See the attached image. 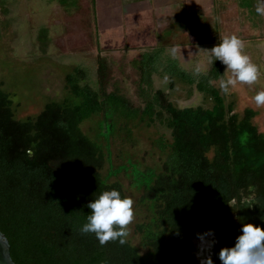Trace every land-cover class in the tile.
<instances>
[{
	"label": "trees",
	"instance_id": "trees-1",
	"mask_svg": "<svg viewBox=\"0 0 264 264\" xmlns=\"http://www.w3.org/2000/svg\"><path fill=\"white\" fill-rule=\"evenodd\" d=\"M161 58L160 51H150L129 63L141 106L111 85L109 63L101 56L93 83L84 69L73 68L64 77L71 100L48 102L23 120L0 85V233L13 264H198L192 241L205 232L225 248L235 245L244 224L264 228V133L254 123L257 111H234L219 87L225 72L220 61L193 75L166 60L160 72L194 86L207 102L175 106L153 89ZM98 116L97 137L105 142L114 135L115 119L167 132V139L152 141L163 156L159 172L130 165L142 192L139 202L150 208L135 226L146 257L128 240L101 246L94 234L80 232L92 199L112 189L126 196L108 178L127 169L102 177L106 163L108 171L114 168L110 153L81 130Z\"/></svg>",
	"mask_w": 264,
	"mask_h": 264
},
{
	"label": "rangeland",
	"instance_id": "rangeland-1",
	"mask_svg": "<svg viewBox=\"0 0 264 264\" xmlns=\"http://www.w3.org/2000/svg\"><path fill=\"white\" fill-rule=\"evenodd\" d=\"M224 1L226 19L220 23L210 22L209 25L217 24L219 31H222L221 37L235 34L244 41L251 40L247 44L250 49H245L246 53L254 63L264 65V19L259 21L257 16H251L250 22L246 16L238 17L237 5V12L235 5L233 6L234 13L236 12L234 16L229 12V8L232 9V0ZM233 16V19L237 17L238 20H232ZM92 18L88 0H0V85L3 91L10 95L17 119L23 120L37 115L48 102L71 100L65 88L64 77L75 67L84 69L93 83L97 56L106 58L109 63L111 85H117L120 92L134 106H141V99L137 96L135 87L137 75L129 63L141 53L150 51H160L162 57L158 62L159 73L152 74L154 90H162L168 100L179 108L207 106V102L195 91L194 86L160 72L168 59L172 63L176 61L180 68L193 75L197 74V67L202 69L201 73L208 70L205 49L210 50L213 47L211 43L215 42L211 37L200 38L201 29L196 26L200 28L201 23L192 25L191 38L182 37L189 34L184 32L180 38L177 35L179 25L176 24L173 27L175 30L172 29L174 32H171L176 34L174 38H158L155 42L148 39L147 43L134 39L136 42L131 43L132 40L128 44L132 48H121L109 45L103 38L96 36L92 28ZM194 18L193 14H187V27L191 23L188 20ZM207 34L216 35L214 31ZM172 49L176 50L174 55ZM227 75L230 73L225 74ZM261 90H264V77L253 86L238 84L234 89H230L226 98L233 104L235 112H241L244 108L256 110L258 115L254 123L259 132L264 133V108H257L252 100L256 92ZM100 121V116L94 117L84 122L81 130L110 153V164L114 168L108 171L109 166L106 163L101 171L102 177L127 169L128 172L108 178V182H119L125 195L134 200L135 219L130 225L127 240L141 256L146 257L135 233V226L146 220L150 208L146 202H139L142 192L134 185L130 165L141 172H159L163 156L153 148L152 141L161 135L167 139V132L159 125L146 128L133 122L115 119L112 121L114 135L105 142L97 137L102 125ZM103 131L102 129L100 133L105 138L107 134ZM211 236L208 231L192 241L193 254L198 264H207L208 258L211 257Z\"/></svg>",
	"mask_w": 264,
	"mask_h": 264
},
{
	"label": "clouds",
	"instance_id": "clouds-1",
	"mask_svg": "<svg viewBox=\"0 0 264 264\" xmlns=\"http://www.w3.org/2000/svg\"><path fill=\"white\" fill-rule=\"evenodd\" d=\"M255 11L264 16V0H257ZM245 47V41L232 34L220 37L219 43L210 50L205 49L208 64L220 61L225 65L224 74L230 73L227 76L223 74L219 81V87L225 94H229L230 89L238 84L256 85L264 77V65L254 63ZM175 51L172 49L173 55ZM201 71L197 67L198 75ZM252 100L257 108H264V90L256 92ZM134 203L131 197H122L118 190L103 191L87 204L90 214L80 232L85 235L94 234L101 246L110 242L124 245L130 235V225L135 219ZM241 232L233 247L220 250L219 259L222 264H264V228L246 223ZM207 264H212L210 257Z\"/></svg>",
	"mask_w": 264,
	"mask_h": 264
},
{
	"label": "crops",
	"instance_id": "crops-1",
	"mask_svg": "<svg viewBox=\"0 0 264 264\" xmlns=\"http://www.w3.org/2000/svg\"><path fill=\"white\" fill-rule=\"evenodd\" d=\"M88 1L93 15L92 28L96 36L103 38L109 45L113 44L121 48H132L128 44L132 40L131 43H133L134 39H139V41L141 39V43H147L148 39L155 42L158 38H174L176 34H171V32H174L173 27L176 24L179 25L177 35L180 38L182 32L189 33L182 37L191 38L192 25L197 22L201 23L200 28L196 26L197 29H201L200 38H213L215 43L211 44L215 46L217 41H214V38H220L222 31H219L216 24L210 26L209 23H220L226 19L227 15L224 13L226 9L224 0H92V3ZM256 3L257 0H232L231 7L233 9L235 5L236 12L237 6L239 7L238 17L246 16V19L251 22V16H257V20L261 21L264 16L256 13ZM232 9L229 8V12L235 16L236 12L234 13ZM183 13H185L184 16ZM188 13L193 14L195 18L188 20L191 23L187 27L185 21ZM234 16L232 20L236 21L237 17L233 19ZM236 29L239 30L238 25ZM213 31L216 35L207 34ZM249 41L251 40L245 41V49H250L247 45Z\"/></svg>",
	"mask_w": 264,
	"mask_h": 264
},
{
	"label": "water",
	"instance_id": "water-1",
	"mask_svg": "<svg viewBox=\"0 0 264 264\" xmlns=\"http://www.w3.org/2000/svg\"><path fill=\"white\" fill-rule=\"evenodd\" d=\"M0 264H13L9 256V246L4 237L0 233Z\"/></svg>",
	"mask_w": 264,
	"mask_h": 264
},
{
	"label": "flooded vegetation",
	"instance_id": "flooded-vegetation-1",
	"mask_svg": "<svg viewBox=\"0 0 264 264\" xmlns=\"http://www.w3.org/2000/svg\"><path fill=\"white\" fill-rule=\"evenodd\" d=\"M211 238H212V245H211V260H212V264H222L221 260L219 259V253L220 250L223 248L221 245H219V241L217 240L215 234L213 232H211ZM203 248V247H201ZM194 252V250H193ZM218 255L217 259L215 258V256Z\"/></svg>",
	"mask_w": 264,
	"mask_h": 264
},
{
	"label": "bare ground",
	"instance_id": "bare-ground-1",
	"mask_svg": "<svg viewBox=\"0 0 264 264\" xmlns=\"http://www.w3.org/2000/svg\"><path fill=\"white\" fill-rule=\"evenodd\" d=\"M203 246V245H202Z\"/></svg>",
	"mask_w": 264,
	"mask_h": 264
}]
</instances>
